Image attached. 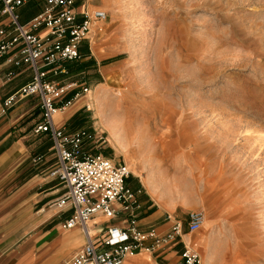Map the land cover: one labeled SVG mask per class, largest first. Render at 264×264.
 <instances>
[{"label": "rangeland", "instance_id": "1", "mask_svg": "<svg viewBox=\"0 0 264 264\" xmlns=\"http://www.w3.org/2000/svg\"><path fill=\"white\" fill-rule=\"evenodd\" d=\"M93 4L106 19L91 48L81 45L85 65L66 62L67 74L52 77L105 91L103 114L120 119L128 149L111 140L86 95L89 109L73 113L70 127L95 130L97 150L135 172L157 169L168 182L163 203L179 205L169 213L181 232L187 211L201 212L188 234L201 240V259L210 239V264H264V0ZM35 10L20 9L25 17Z\"/></svg>", "mask_w": 264, "mask_h": 264}, {"label": "built area", "instance_id": "2", "mask_svg": "<svg viewBox=\"0 0 264 264\" xmlns=\"http://www.w3.org/2000/svg\"><path fill=\"white\" fill-rule=\"evenodd\" d=\"M93 2L0 0V58L10 67L5 76L10 78L22 66L31 71L30 80L2 100L0 113L14 100L36 98L40 119L31 131L46 134L50 140L54 162L47 174L62 187L53 203L54 215L60 216L61 228L78 227L83 236L81 246L58 264H121L125 255L165 247L181 228L175 218L163 234L153 227L141 228L135 191L125 184L130 174L125 162L97 150L100 135L96 136L95 130H68L52 122L57 110H64L89 90L84 82H64L52 76L67 74L63 64L81 61L79 47L84 44L88 48L91 38L101 31L97 27L93 32L91 27L103 24L106 12ZM27 5L36 6V10L25 17L26 11L20 9ZM84 108L89 109L86 102ZM96 215L105 221L88 223ZM170 219L169 214H164V221ZM201 222L200 211L186 213L188 233L196 231ZM176 264H199V256L184 244Z\"/></svg>", "mask_w": 264, "mask_h": 264}, {"label": "crops", "instance_id": "3", "mask_svg": "<svg viewBox=\"0 0 264 264\" xmlns=\"http://www.w3.org/2000/svg\"><path fill=\"white\" fill-rule=\"evenodd\" d=\"M9 68L0 58V108L2 100L31 77L30 69L22 66L10 78H6ZM85 102L84 96H81L64 110H57L52 116L54 126L64 125L68 130L76 129L71 128L68 122L77 110H86ZM39 119L34 96L24 97L0 113V264H58L83 243L78 227L63 229L58 215L53 218V203L62 187H58V182L47 174L54 162L50 140L46 134H33L31 131L32 125ZM35 157L39 158L33 162ZM131 172L127 179L136 185L138 225L141 228L153 227L163 234L169 230L171 224H168L174 219L172 216L170 220L164 221V214L171 216L169 212L179 205L175 201L163 203L162 197L161 201L156 200L140 178ZM33 208H37L35 215H28ZM45 209L39 220L38 211ZM96 220L105 221L102 216L96 215L90 223ZM113 222L118 224V221ZM41 223L42 231H30ZM188 234L180 231L173 241L153 252L142 250L125 255L121 264H176L182 246L187 245Z\"/></svg>", "mask_w": 264, "mask_h": 264}, {"label": "bare ground", "instance_id": "4", "mask_svg": "<svg viewBox=\"0 0 264 264\" xmlns=\"http://www.w3.org/2000/svg\"><path fill=\"white\" fill-rule=\"evenodd\" d=\"M99 27L98 30H102V24L96 23L95 26L91 27V30L95 32L96 28ZM93 38V37H92ZM91 38V42H92ZM90 42V45H91ZM91 48V46H90ZM90 91V89L88 90ZM85 94L87 99L93 100L94 105L96 107V115L98 117V122L101 125L102 128L105 129V131L108 133L111 140H113L121 150H125L127 148V143L125 141V136L123 129L121 128V121L120 119H117L115 116H108L106 117V114L104 116L103 114V105L101 102V99L106 95L105 91H90ZM147 136L146 131L141 132L138 135V140H143ZM128 149V148H127ZM127 154V153H126ZM125 162V161H124ZM125 165L127 169L131 172H134L142 181V183L146 186L148 191L151 193V195L158 201H161L162 195L167 192L168 182L159 180L157 169L151 168L148 171H145V168H141L139 172H135L132 169H129L128 165L125 162ZM131 172V173H132ZM169 190V189H168ZM90 223V222H88ZM210 239H206L202 248V259L200 253L197 251L199 248V245L201 244V240H192L189 239L187 242V246H192L195 250V252L199 256V264H210L212 259V250L210 246Z\"/></svg>", "mask_w": 264, "mask_h": 264}, {"label": "trees", "instance_id": "5", "mask_svg": "<svg viewBox=\"0 0 264 264\" xmlns=\"http://www.w3.org/2000/svg\"><path fill=\"white\" fill-rule=\"evenodd\" d=\"M82 50H83V47L80 46V47H79V53H80V54L82 53ZM81 55H82V54H81ZM85 63H86V62L84 61V62H81V64H79V65L82 67V66L85 65Z\"/></svg>", "mask_w": 264, "mask_h": 264}]
</instances>
